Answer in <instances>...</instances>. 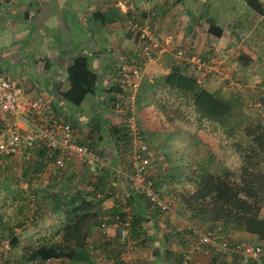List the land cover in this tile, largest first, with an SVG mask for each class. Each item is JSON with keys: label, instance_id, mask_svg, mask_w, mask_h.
<instances>
[{"label": "rangeland", "instance_id": "374dc122", "mask_svg": "<svg viewBox=\"0 0 264 264\" xmlns=\"http://www.w3.org/2000/svg\"><path fill=\"white\" fill-rule=\"evenodd\" d=\"M135 1L138 2V5H143L151 8L149 3L146 5L143 2L140 3L139 0H135ZM156 1L159 7L165 4H167V6L165 10H161L160 16L156 14L153 23L155 25L158 18L159 21H163L164 19L171 21L170 23L171 25H169V28L173 35V39H174V34L178 30L176 29L177 23L184 24L185 27L189 26L190 23H192L193 21L191 19L192 15H195L196 13H199L201 11L202 14L201 13L199 14L205 16V15H210L212 11L213 13H211V15L213 14L214 16L213 18H215L217 17L218 14H221V12L217 9L218 6L219 8H221L222 6V10H223V7L227 5L229 6H231L232 4L237 5L235 4V2L229 0H202L201 2H199V0H196L197 1L196 4L190 3V7H189L190 11H189L187 7L181 6L178 3V0H156ZM12 2L13 0H0V30L7 32V36L4 42L1 40V36H0V71L8 72L14 78H16V74L20 73V71L17 68L18 65L20 64L22 68H26V63L25 61L19 58L17 59V55H16L17 52L15 51L16 50L15 28L17 26L15 24V19H17L18 21V17L21 16L20 15L21 12L17 13L12 9L13 8ZM206 6H209L208 11H206ZM154 10L156 11V13H158L155 8ZM193 17H196V15ZM200 19H202V17ZM200 27L204 28L205 25H199V28ZM161 30H163L161 31V33L164 32L163 27H161ZM184 30L186 29H183V31ZM166 31H169V29H166ZM86 38L87 36L85 37V39ZM89 39L92 42V39L90 37ZM31 41H34V39L30 40V43H32ZM18 45L21 46L19 42L17 46ZM184 46H186L185 48H187V50H191L190 49L191 46L189 45H184ZM179 47L182 48L183 46L179 45ZM174 49L176 48L174 47ZM132 57L135 60L138 59V57H136L135 55H133ZM40 68L42 67H38L37 70L38 73L42 72L43 68L41 70ZM42 80H40V85H42L45 88L46 85L43 84L45 80L43 81ZM141 83L146 84L145 81H142ZM142 87L145 86L142 85ZM105 89H102L98 92L100 94V97L98 94L97 100H99V98H101V96L103 95L107 96ZM42 90L46 91L44 89H41V91ZM139 90H140V97L138 99V105L141 106L143 110L141 111L135 108L136 105L135 101L133 102L132 105H129L131 103L126 102V105L132 108V113L136 118L138 124L137 126L138 139L144 141L149 147L148 149L150 151V163H151L150 172L152 173L153 176H156L155 178L156 185L159 188V192L162 196L172 199V204H173L171 209L168 210L166 213H162V212L159 213L156 209L150 207L149 205H145L146 211L148 212L149 215H152V217H154L156 221L159 220L158 225L163 226V223L166 219L171 220V223H173V229L171 231H167V233L163 234L162 237L165 236L175 237L177 236V234L181 235L180 239L173 240V243H171V241L167 242L166 237L164 238L165 243L163 244H169L167 248L170 251V253H168L169 260L167 261V264H174L173 261L178 259V253L176 252L177 250L180 251L182 250L184 255L189 253L190 250H193L190 247L192 236L187 231L185 225L189 222L193 224L198 223V221L194 220V218L190 216L189 211H187L184 208V205L181 204V202L178 199L176 200L174 193L176 191H179L183 184H185L186 186L190 185V183H188L187 180V173L189 174V172L192 169H195L199 166L201 169H205V170H220L223 167H225L226 169H229L235 173L240 164V157L235 149V146L238 145L239 143H241L242 145L246 143V136L244 135L242 128L249 121L258 119L259 117L261 121H264V115L262 117L260 116V113L262 111L264 112V104H262L261 106L256 105L255 102H257L258 100L255 99L251 100L250 103L247 101L248 103L246 104L245 100L242 99L241 101L239 99V96L236 95L237 103L235 102L232 103V108L230 109V112H228L226 117L227 120L225 123L226 124L225 128L228 127L229 128L228 131L227 128L225 130L221 128V126H223L222 122L217 121L214 123L213 120L211 121L209 119H206V117L202 116L193 106L192 99L189 96L190 94L185 91L170 86L166 88L167 96L163 95V97L160 98L157 97L151 98L149 96V93L145 89L138 88V93ZM215 93L218 96H224L219 91ZM89 95L90 94H87V97H90ZM227 98L230 99V97ZM89 102L90 101H83L82 105L84 111L86 109L85 105ZM160 105L161 108L158 109ZM105 107L109 108V105L106 103V101L104 102V104L99 105L97 108L87 107L86 111L94 114L95 112L97 113V111L100 112V110H104ZM70 108L72 112H75L73 111V109H75V106L72 107L71 105ZM150 108L151 110H149ZM123 109L124 107H121V109L119 110L118 108H115L116 114L120 115L119 121L116 122L119 124V128L121 132L124 133L123 138L125 140V143H127L126 141H128L129 143L130 136L126 132L125 125L123 122V112H122ZM160 112L163 116H160L159 118ZM57 113L61 119H67L68 122H70V124L73 125L74 129L76 127L75 129L76 131L74 132H76L78 135L76 136V139L78 138L77 141L92 147L93 150L96 153H98L100 158L103 160L104 164L101 166V168L99 167L96 170L97 174L102 173L105 167L108 168V174H107L108 178L106 180V183H108L109 180L111 179L113 188H106L105 190L107 193H109V189H111L112 190L111 195L106 197L105 196L106 192L105 194L104 192H101V194H99L98 197L97 196L94 197H96L98 200L101 199V201H99L98 204L99 212L101 211L100 215L102 216L104 215L106 217L111 216V212L109 211V205L112 202L111 198L114 196L115 198H118L120 200L124 199V196L127 193V189L129 188L126 179L123 177L124 176L123 173L127 172L128 170V164H127L128 153H129L128 149L131 150V146L128 144L125 145L124 146L125 149L122 151H120L119 148H116L117 159L111 163L108 161V159H110V157H112L113 155L110 152L109 147L107 146L110 145V143H108L107 138H105L107 127H108L107 132L109 135H111V130H110L111 127H109L111 126V124L108 120L106 124L104 121H102L101 134L98 135L95 131L93 132V129L89 128L90 126L89 121L91 120H88L89 119L88 114L80 115L76 113L77 115H75L71 112H62V111H57ZM65 113H68L67 116H65ZM27 118L28 116L22 118L11 116L7 121L5 120L3 129H5L7 125H9L8 123H10L11 121L17 120L16 123L18 124L19 130H23L24 127H27L29 125ZM161 122H165V123L163 124ZM139 124H141L142 130ZM144 126L153 129L154 133L161 132L163 134H168V135L166 136V139L163 138L161 141H159L158 139L155 138V135H151L149 132H147ZM174 126L177 127L175 128ZM145 135L149 139H151L153 143L149 144V140L145 137ZM117 140H119L118 137ZM100 145H102L104 148L107 146V148L104 149V153L102 154H100L99 152ZM112 166L114 168H112ZM60 167L61 168H59L52 174L47 173L50 172V170H47V168H45L43 169V171L39 172L36 177H31L27 181L21 179L17 181L16 185L14 184V180L12 179L11 184L15 185V187L17 186L18 188L20 187L22 189L25 188L28 189V191H30L29 195L31 196L32 204L41 203L43 205L50 206L49 204L52 202L51 199L52 197L51 195H53L52 193H56V192L59 193L60 191H63V189L66 190V193L68 194L69 190L74 191V190H78L79 188H85L88 191V196H91V193L88 189L90 187L88 181L90 182V180L94 177L96 173L95 174L90 173L87 170L86 166L73 155L68 156L65 159L64 164ZM117 169H119L118 170L119 173L117 172ZM120 170L123 171L122 172L123 176L121 175ZM110 174H112V177H110L109 179ZM26 189L23 190L24 194ZM12 203H14L13 204V208H14L15 204L16 203L18 204L19 201L17 200L14 201L9 198H7V200L6 199L3 200L0 198V211L11 212ZM31 203L29 202V200L28 201L25 199L22 200L23 214L30 213L31 211L30 209L32 206L29 205ZM171 214H173V216L177 219L175 220V222L170 217ZM261 215L264 216V199L262 201V206H261ZM62 218H63V212L53 213L52 210H50L49 213L47 214L45 213L42 218L37 219L38 225L34 230L31 226L29 228H26L25 226L28 225L25 224L26 222L25 221L24 224L21 225V227L15 228V231L20 232L19 234L23 237L19 240L18 244L14 248L7 246L5 238L0 239V264H29L28 262H25L22 259L25 256V254L23 253V251H25L23 245L25 244V241H28L30 239L33 240V242H36L41 236L44 238L49 237L52 239L63 237L67 239L68 243L72 244L73 236L71 235L73 234H71L72 232L70 229H67L68 227L60 228L61 226H59V231L57 233L52 234V230L59 225V220ZM146 221L142 222L143 230H137V232L133 234L129 233V236L134 240V246L128 248V254H130L131 257L133 256L135 258V260L130 264H143V263L149 264L150 261L148 257V250H150V248H152L153 254L154 253L158 254L156 250L153 251L154 250L153 248L154 245L157 246L159 245L158 244L159 240L157 237H155L154 241L147 240L148 239L147 233L153 232V227L151 223H147ZM202 225H206V224H202ZM212 229L214 232H216V234L218 235L220 234L224 238L231 241L249 240V241L257 242L261 245V242H258L253 234L246 233L241 229L229 230L224 233L223 232L221 233L217 228H212ZM108 232L114 234V231L112 229L109 230ZM108 232L105 233L100 231V229L98 228V223H94L90 228V232H89L90 239H88V244H90L92 240L98 242L102 241V237L107 236ZM161 233H165L164 228ZM112 243L113 242L111 241L109 243H105V245L102 246L103 249H101V251L106 250L107 245H109L108 249H110L112 247L110 246ZM177 243L180 245H178ZM144 251H147L145 255L147 256L146 258L144 257ZM213 253L214 252L211 249H209V250H205L202 253L203 255L200 254L202 256H205L206 254L205 259L203 258L202 260V264H215L217 260V255L216 253L215 254ZM92 255L91 258L85 262L73 263L72 261H66V259H61V260L50 259L44 262L43 264H104V263L110 264L111 263L110 258H108V260L107 258L99 259L97 258V256L95 255L92 256ZM183 259H186V262L184 264H188L190 257L188 258V260L187 257ZM181 260H182V256H181ZM179 264H183V263L179 262Z\"/></svg>", "mask_w": 264, "mask_h": 264}, {"label": "trees", "instance_id": "16d2710c", "mask_svg": "<svg viewBox=\"0 0 264 264\" xmlns=\"http://www.w3.org/2000/svg\"><path fill=\"white\" fill-rule=\"evenodd\" d=\"M101 1L110 10L108 11L110 17H107L105 20L116 19L119 21L118 26H121V29L124 31L123 19L131 12L130 9L126 13H123L116 6H113L110 0ZM246 4L255 11L260 12L263 10L262 2L258 0H246ZM130 5L133 8L138 7V3L135 0H130ZM149 11H153L151 17L154 20L157 14L154 7H151ZM141 15H147L146 11L142 10ZM206 22V30L212 33L214 31L211 29H215L216 34L215 32L214 34L218 35L219 31H221L220 27L213 22ZM124 33L131 36L129 32L124 31ZM182 48L186 54H196L201 59L208 61L205 55L196 53L193 50H187L185 46ZM172 50L175 49L173 48ZM188 63L186 62L184 65L180 62L171 64L168 70L159 76L160 80L169 86L189 93L193 106L202 116L223 123V121L227 120V114L232 108V103H236L237 97H231L229 99L224 96H218L214 91L205 88L197 80L195 75L186 72L185 68L188 66ZM190 66V70L201 72L193 65L190 64ZM205 74L207 72L202 75ZM66 81L67 87L61 93V99L65 102L78 105L85 95L94 93L97 84V73L89 67L85 54L73 55L66 68ZM115 88H117L116 85ZM99 100L101 101L102 99L99 98ZM114 100V96H110V104L112 107ZM51 110L58 119H61L57 111ZM61 120L68 121L67 119ZM100 122L101 120L97 121L98 126H100ZM4 123L5 119H0V130L4 128ZM97 125L95 126L97 127ZM71 126L73 127V125ZM92 128L93 125H91L90 129ZM112 129L117 133L119 141L122 140L124 133L120 131L119 126L113 125ZM242 129L246 136V143L244 145L239 143L235 146L240 157V164L235 173L225 167L220 170H205L199 166L192 169L189 174L187 173V180L190 185L186 186L183 184L181 189L176 191L174 195L176 200L178 199L184 205V208L189 211L190 216L198 221L197 226L210 229L216 238L226 241L231 240L224 238L220 234H216L212 228H217L221 233L241 229L246 233L253 234L256 240L261 242V247L264 252V216L261 215V206L264 199V121L260 119L251 120ZM121 143L124 144V140ZM51 152V155H47L44 144L38 141L30 146H23L21 152L18 154L3 155L0 153V195H2L1 191H3L4 197L19 201L12 208L11 212L0 211V239L5 238L7 246L14 248L23 237L19 234L20 232L15 231V228L21 227L26 221L25 224L28 226L25 227L29 228L31 226L34 230L38 225L37 219L42 218L45 213L47 214L52 210L53 213L63 212V218L59 220V225L52 230V234L59 231V226H61L60 228L68 227L67 229H70L71 234H73L71 235L73 236L72 244L68 243L67 239L63 237L52 239L41 236L36 242L30 239L25 241L23 245L25 249L23 251L25 254L22 259L23 261L29 264H43L50 259H66V261H72L73 263L85 262L91 258L93 253L99 259L107 258L108 260L110 258V264L132 263L135 258L132 256L125 260L122 258V253H128V248L134 246V240L129 236V233L133 234L137 230H143V226L141 228V225L146 220L147 223H150L149 219L151 215L146 211L145 205L149 204L152 207V203L143 194L133 191L127 177L121 174L129 186L124 199L120 200L113 196L111 198L112 202L109 205L111 216L106 217L100 215L101 211L99 212L98 204L101 199L98 200L94 196L98 197L101 192H104V194L106 192L105 185L108 178V168L105 167L102 173L97 174L96 171L92 173H96L97 175L95 174L94 179L92 178L90 182L88 181L90 186L88 189L91 196L81 195L77 190H69L67 194L66 190L63 189L59 193H52L50 206L41 203L32 204V199L29 195L30 191L25 188L26 191L24 194L23 190L25 189L15 187V185L21 179L27 181L31 177H36L47 166H51L57 151L54 149ZM127 164L129 168L128 159ZM150 166L151 163L147 169L149 177L152 179L154 186L159 190L156 185V176H153L150 172ZM59 168L61 167H53L47 173L52 174ZM12 179L15 185L11 184ZM109 195H111V191L105 194L106 197ZM23 199L29 200L31 203L29 206L32 207L29 214H23L22 212ZM170 200L172 201V199ZM127 216V232L130 241L120 239V224L117 225L119 222H123ZM114 221H117L116 225L113 224ZM101 222L105 224V229L100 231L107 233L112 229L114 234L108 232L107 236L102 237V241L92 240L88 244L91 226L94 223H98L99 225ZM187 225L185 227L192 236L191 248H193L196 238ZM110 241L113 242L110 245L112 247L108 249L109 245H107V249L101 251L103 249L102 246ZM211 250L214 252L213 254L216 253L217 255L218 261L216 260L215 264H253L250 258L240 254ZM168 253L170 251L166 248L164 250L165 257L166 255L168 256ZM180 257L173 261V263L179 264L181 262Z\"/></svg>", "mask_w": 264, "mask_h": 264}, {"label": "crops", "instance_id": "0c3cea01", "mask_svg": "<svg viewBox=\"0 0 264 264\" xmlns=\"http://www.w3.org/2000/svg\"><path fill=\"white\" fill-rule=\"evenodd\" d=\"M201 1L202 0H199V2ZM229 1H233L237 5H227L223 7V10L222 6L221 8L218 6L217 9L221 14H218L215 18H213V14L211 15V13H213L212 11L210 15L202 16V12L199 10L201 14L196 13V17H193L195 15H192V17L190 16L193 21L189 26L185 27L184 24L177 23L176 29L178 30L174 34L171 48L160 53L154 60L144 64L142 68V80H140L135 90L134 98L131 102L128 98H124V100L131 103L130 105L135 101V108L142 111V107L138 105V99L140 97V90L138 93V88L145 89L151 98H160L163 97V95L167 96L166 88L170 86L162 82L159 76L165 73L173 63L180 62L182 65L186 63L183 59L177 58L175 55L173 56L172 49L174 47H179V45H189L191 46V50L205 55V58L208 60L207 62L216 63V69L205 75H202L201 72L190 70L191 66L189 63L185 68L186 72L195 75L197 80L205 88L214 92L219 91L225 97L236 98V95H238L239 99L241 101L242 99L245 100L246 104L248 102L250 103L253 99L258 100L255 102L258 106L264 104V12L255 11L250 8L246 4V0H240V2L239 0ZM258 1L263 2L264 0ZM139 2H143L146 5L149 3L151 7L157 10L158 16H160L161 10H165L167 6V4H165L159 7L156 0H139ZM178 3L183 7H187L189 10L190 3L196 4L197 1L178 0ZM12 4V9L15 12H21L18 21L15 19V24L17 25L15 28V51L17 52V59L19 58L25 61L26 68H22L20 64V66L18 65L17 68L20 73L16 74V80L23 84L26 96H33L38 93V91H41V89L48 91L51 96V109L54 111L71 112L75 115L88 114V120H91L89 121V128L93 125L92 129L95 130L98 135L101 134L102 121L106 124L108 120L111 124V126H109L111 127V135L108 134L107 127L105 138H107V142L110 143V145L107 146L113 156L107 159L111 163L114 162L117 159L116 148L122 151L125 149L124 146L127 144L129 145V143L128 141L125 143L124 138L122 139L124 140V144L121 143L122 140H117V133L112 129L113 125L119 126L116 121H119L120 115L116 114L115 108L110 104V96H112L113 90L117 89L115 88V84L119 78L118 61L116 62L118 56L124 55L127 61H131L133 55L137 56L134 38L124 33L121 26H118L119 21L116 19L105 20L107 17H110L108 12L110 10L101 0H13ZM208 7L209 6H206V11H208ZM201 17L202 19H200ZM206 21L213 22L220 27L221 31H219L218 35H215V29H211L215 32L214 34V32H208L205 27L199 28V25H207ZM170 23L171 21L169 20L164 19L163 21H159L158 18L156 22L157 25L155 24V26L160 32L163 31L161 27L164 28V31H166V29L170 31ZM183 29L186 30L183 31ZM0 36L1 40L4 42L7 32L0 30ZM86 36L87 38L85 39ZM88 36L92 39V42ZM33 39L34 41L30 43V40ZM18 42L21 46H17ZM81 53L87 56L89 67L97 73V84L94 93L89 95L90 97L85 95L78 105H73L63 101L61 99V93L67 87V65L71 61L73 55ZM139 61V59L136 60V62ZM38 67L43 68H40L42 72H37ZM42 79L45 80V82H43V84L46 85L45 88L40 85V80ZM142 81H145L146 84L141 83ZM142 85L145 87H142ZM102 89H105L107 96H101V99H104V101H98V92ZM83 101H90L85 105V111L83 110ZM105 101L109 105L110 110L108 107H105L104 110H100V112L97 111V113L95 112L94 114L86 111L87 107L97 108L99 105L104 104ZM71 105L72 107L75 106V109H73L75 112H72L70 108ZM160 108L161 105L158 109ZM149 110H151V108ZM261 113L260 116L262 117L264 112L262 115ZM67 114L68 113H65V116H67ZM160 116H163L161 112L159 118ZM258 119H260V117ZM98 120H101L99 123L100 126L97 125ZM213 122L215 123L217 121L213 120ZM161 123L164 124L165 122ZM225 123L226 121H223V126H221V128H223V130L227 128L229 131L228 127L225 128ZM95 125H97V127ZM139 125L142 130L141 124ZM144 127L151 135H155V138L159 141L163 138L166 139L168 135L161 132L154 133L153 129L146 126ZM174 127L176 128L177 126ZM75 134L78 136L76 132ZM145 137L149 140V144L153 143L146 135ZM107 146L104 148L100 145V154L104 153V149H106ZM112 168L114 167L112 166ZM118 170L119 169H117V172L119 173ZM122 172L123 171L120 170L121 174ZM110 177H112V174L109 175V179ZM105 186L106 188H113L111 179ZM110 191L112 190L109 189V192ZM1 194L0 198L7 200V198L3 196V191H1ZM13 204L14 203H12V208ZM153 208L156 209L155 207ZM156 210L161 213L158 209ZM166 212L167 211H162V213ZM170 217L174 222L177 220L173 214H171ZM158 221L151 215L150 223L153 227V232L147 233V240L154 241L155 237H157L159 245H154L153 248V251L156 250L158 254H153L152 248L148 250L149 264H167L169 256L166 255L165 257L164 250L169 244H163L165 243L164 238L166 237L167 242L171 241V243H173V240H179L181 236L177 234L175 237H162L167 231L173 229V223H171V220L166 219L162 226L158 225ZM142 226L143 225H141V228ZM163 228L165 233H161ZM201 246L207 250L212 249L207 245ZM190 247H192L191 243ZM146 252L147 251H144L145 258L147 257L145 256ZM176 252L179 254L178 258L182 256L181 263L183 264L186 262V259L183 258L186 257L187 260L190 257L188 264H202V260L203 258L205 259L206 256V254L202 256L204 251L195 249L190 250V252L185 255L182 250H177Z\"/></svg>", "mask_w": 264, "mask_h": 264}, {"label": "built area", "instance_id": "2783aa9c", "mask_svg": "<svg viewBox=\"0 0 264 264\" xmlns=\"http://www.w3.org/2000/svg\"><path fill=\"white\" fill-rule=\"evenodd\" d=\"M110 1L123 13L130 9L131 12L123 19V26L124 31L129 32L134 38L136 55L140 60L136 62L133 58L131 61H127L124 55L118 56L119 78L115 84L117 89L112 92L115 99L113 107L118 108V110L124 107L122 111L124 124L126 132L130 136L129 168L123 174L127 177L133 191L143 194L158 210L168 211L173 205L172 201L160 194L149 177L147 170L150 164L149 147L144 141L138 139L136 118L132 113V108L126 105L124 98L132 101L142 77L144 64L154 60L160 53L170 48L173 35L171 31L161 33L157 30L151 17L153 11H149V7L138 5L137 8H133L130 5V0ZM262 9L264 12V1L262 2ZM142 10H145L147 15L142 16ZM173 53L176 57L189 62L202 74L216 69V63L207 62L196 54L188 55L181 47L176 48ZM50 101L51 96L47 91H39L33 96H26L22 83L8 72L0 71V119L7 121L11 116L20 118L28 116L29 124L23 130H19L17 120H13L8 123L9 125L5 129L0 130V153L3 155L18 154L23 146H30L39 141L44 144L47 155H51V151L54 149L57 151L52 165L47 166V170L62 166L65 159L73 155L86 166L90 173H94L104 164L103 160L92 147L77 141L70 122L58 119L54 115L50 108ZM77 191L81 195H88L85 188H79ZM113 224L116 225L117 221H114ZM187 224L196 238L193 245L195 250L205 251L207 249L201 245H207L216 251L237 253L248 257L253 261V264H264V252L259 243L249 240H221L216 238L210 229L201 228L193 223ZM117 225L120 227V239L130 241L127 232L128 216ZM98 228L103 231L105 224L101 222ZM130 257L131 255L128 253H122L123 259L127 260Z\"/></svg>", "mask_w": 264, "mask_h": 264}]
</instances>
